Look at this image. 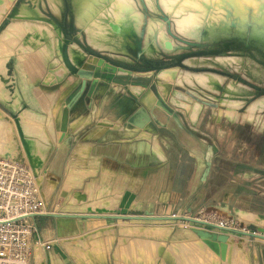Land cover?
Masks as SVG:
<instances>
[{"label":"crops","instance_id":"crops-1","mask_svg":"<svg viewBox=\"0 0 264 264\" xmlns=\"http://www.w3.org/2000/svg\"><path fill=\"white\" fill-rule=\"evenodd\" d=\"M9 2L0 0V6H5H1L3 11L0 13V21ZM15 26L9 22L3 28L1 36L7 35L6 31L10 32ZM56 38L58 40H53L55 47L59 35ZM49 39L53 38L42 39L44 43L41 47H44ZM40 50L43 52L42 48ZM68 57L67 51L65 61L62 63L66 69L73 70L70 73H63L59 63L55 68L52 64L41 66L36 62L37 70L42 67L45 75L49 70L64 75L51 85L70 86L64 104L60 108L55 104L58 109L52 116L57 142L44 163L46 167L44 169L48 171L53 182L52 188H49L47 182H43L42 190L49 209L47 212H50L55 196L58 193L61 196L60 194L66 192L67 197L63 198L65 201L69 199V206L72 208L66 210L67 213L82 212L76 209L79 201L72 202L76 194H82L85 199L80 202L85 203L84 207L87 205L90 208L94 203L95 206L91 209L96 212L116 214L123 193L128 191L134 196L129 210L141 215L170 216L176 212L218 207L219 212L228 216H233V213L236 214V210L240 209L264 217V136L260 131L250 129L245 137L233 133L231 126L227 130L211 127L212 130L209 131L200 125V115L193 123L175 110H173L175 115H171L152 108L153 105L148 106L142 101V94L136 95L130 90V87L138 86L139 81H132L136 77L129 75L126 76L129 83L125 81L115 83L109 81L111 78L105 77L107 80L103 81V77H98L97 85H101L102 82L107 85L114 84L116 88L119 85L122 91L118 94L104 93L102 103L97 105L94 102L95 95L86 91L87 86L93 83L91 67L88 66L90 62L81 59L78 66L79 62L75 64ZM45 62L50 63V60ZM83 79L86 87L80 93L79 88ZM32 87L29 89H33ZM67 95L69 96L66 99ZM101 95L102 93L98 97ZM193 95L210 103L206 97ZM32 100L39 99L35 96ZM64 106H68V118L61 140L59 123ZM48 109L50 110L49 107ZM216 114L217 120L225 115L217 112ZM154 142L157 143L162 156L154 152ZM208 146L212 148V156L204 175L205 153ZM61 188L65 189L59 192ZM105 201H108L106 207ZM39 219H43L40 226L37 225ZM59 219L62 218H35L37 226L35 236L39 241L50 244L49 249H44L50 264H65V252L62 244L58 242L59 239L76 236L77 232L85 230L87 225L84 224L87 220L72 218L67 220L69 232H66L62 229ZM102 220L115 226L117 234L154 242L159 240L167 245L200 241V238L184 240L187 232L177 234L175 226L167 219ZM248 223L255 228H264V224L258 226L253 222ZM123 224H127V229L130 230H125L126 225ZM119 254L117 251L116 256L123 264L124 261ZM197 255L192 254L191 257L187 256V259L193 260ZM131 260L134 262V255L131 256Z\"/></svg>","mask_w":264,"mask_h":264},{"label":"rangeland","instance_id":"rangeland-1","mask_svg":"<svg viewBox=\"0 0 264 264\" xmlns=\"http://www.w3.org/2000/svg\"><path fill=\"white\" fill-rule=\"evenodd\" d=\"M22 1L8 0L9 3L6 8V13L2 15L3 17L4 15L6 17H2L0 21V125L3 127V133H1L0 136V146L1 148L3 147L4 153L7 154H5L7 159L23 161L35 172L46 168L44 165L45 160L50 156L53 151V146L57 142L55 122L52 116L54 112H57L58 109L55 107V104H58L59 108L64 104V98L70 87L67 85H51L49 75L44 74V69L42 67L41 69L37 70L36 62H39L41 66H43V64L50 65V63L45 61L51 60V58H53L55 55L60 58L58 63L60 61L63 62L65 61L64 59L69 48L76 50L78 53H82V61L88 60L90 62V65L88 66L91 67V76L93 78L92 85L87 86L86 91L93 94V96L95 95L94 98L96 100H94V102L97 105L102 103V98H104L105 95L104 93L108 92L112 94H118L122 91L121 86L118 84V88H116L114 84L107 85L103 82L101 85H97L96 82L98 81V77H103L102 80L104 81L107 79H105L103 75L108 74L114 76L109 81H113L115 83H118L119 81H125V83L129 82H127V75H125V73L116 74L108 70L101 69L98 62L92 61L93 58L103 59L104 61L111 63L108 61V59H110L120 63L121 65L128 66L129 69L132 68L139 72L149 70L150 64H147V62H150L154 66L158 67L154 69L152 74H143L132 79V81L135 80L139 81L140 83H146L148 87L152 84H155V73L158 69L176 66L174 58L175 56L179 54L194 53L202 49H219L220 53L216 55L232 54L234 50L239 49L243 53L244 63L246 62L247 57H252L258 63L264 65V51H262L258 45H255L254 40H252L250 37V30L253 22L249 18L245 23H241L238 17H233L232 19L233 24L236 23V26L241 25L242 31L244 32L243 35H239L231 31V33L227 36L220 37L216 40L202 39V35L197 37L195 40H187L175 31L172 21L170 18H168L166 13L162 11L158 0L154 1V6L156 7L155 11H152L148 8L145 0H135L138 9L143 14V23L139 32H129L126 35V46L124 47L125 50H119L105 47H93L87 42V34L84 30V27L80 24L82 21L78 17L75 0H59L58 5L61 6L59 11L52 9L53 6L51 5L50 0H37L36 10H32L33 12L31 11L32 13L28 15H17L9 12L10 10H14L15 7L18 8ZM25 1L29 3V6L33 5L32 0ZM2 11L3 8L0 6V13ZM249 11L250 8H248V12ZM249 14L250 13H248V15ZM152 16L164 21L167 34L176 43H184L186 46H179V48L176 47V49L170 52H163L160 46L155 43L154 54L147 55L143 49V31L146 19ZM9 22L14 23L16 26L10 31L11 33L1 36L3 28ZM58 23L65 24V29L70 31V35L63 34V30ZM70 27H72V30H69ZM42 28L46 31H49V34H51L48 38L52 37L54 40L57 39L56 37L59 35V41L61 42L60 49H58L57 46L55 47V43L53 44V54L51 53L49 55L50 59L47 58L43 63L40 61L43 60L40 56V53L43 54V52H45L43 50L44 47H41L42 43L44 42L38 35L39 30ZM73 35L77 36L79 41L87 43V45L93 49L94 53L89 54L88 52H85L81 46H79V44L71 39V36ZM185 41L197 42L201 45H190ZM224 44H226V46ZM40 48H42L43 52H40ZM256 53L259 55V58L256 57ZM120 55L124 56L125 58H120ZM210 55L213 54H192L190 56H186V58ZM186 58H183V64ZM80 62L77 64L78 66ZM17 64H19L20 67L17 66ZM51 64L55 68L58 67L55 66L57 62ZM186 66L187 67H179L181 69L195 72H213L221 76V80L218 82L216 90L208 89L195 80L190 83H185V88H179L183 93L187 94L191 98H195L193 94L200 93L199 96L206 97L210 101V103L207 104L206 109L200 113L201 119L199 120L201 126L203 125L204 128L208 129L209 131L212 130L211 127L227 130L231 126V131L233 133L236 132L242 137L248 135L247 131L252 129L260 131V134L264 136V107L254 112L255 118L251 121L243 117V113L249 103L255 98L264 95V84L251 80L246 75L244 68L237 71H232L216 67H209L206 65ZM71 71L73 70L70 68V70L66 69L63 73H70ZM49 72L50 70L48 73ZM232 79L237 80L253 89V96L249 97L242 105H239L235 108H232L231 104L229 103L222 102L226 85L230 83ZM29 87H32L33 90L29 89ZM174 88L175 86L172 84L170 91L165 95L164 100L173 110L183 114L184 117L187 118L184 110L169 102V94ZM148 89L153 92L151 86ZM100 93H102V95L99 98L98 95ZM35 96L39 99L38 101L32 100ZM68 96L69 95H67L66 99ZM224 104L226 106H223ZM220 106L225 107L220 113H224L225 115H222L220 119L217 120L216 112L218 113V108H220ZM227 112H230V114ZM227 118H231V120ZM87 121L89 122V119H87ZM26 144L29 146L27 147ZM11 152H13V156L9 155ZM0 158L4 157L0 155ZM46 182L49 184V188L53 187L52 179L46 177L45 183ZM64 189L65 188L59 189V192L60 190ZM60 195L61 196H59L58 193V195L55 196L52 207L50 208V212L55 211L56 213H67L66 210L72 209L69 206V199L67 201L64 200V198L67 197L66 192L65 195ZM76 201L78 200L73 197L72 202ZM45 205L46 211L49 210L47 208L46 202ZM83 205H85L83 202H78L77 204L76 209H80L82 211L79 214H104L103 212H96L88 206L84 207ZM217 209L218 207L205 209L199 208L198 210H193L191 212H176L174 214H177L180 217H190L191 219H203V217H208L210 219L209 216H214L215 220L226 219L225 217H227V215L222 214ZM233 214V216L231 215L233 219L232 224L236 230H229L227 232L226 230L219 229L215 226L207 225L205 227L206 231L209 232L226 234L228 237L230 234L232 235L230 255L225 261H222L221 264H264V239L250 235L249 233L258 234L259 232L257 228H255L254 225H250L248 222H238L236 219V214ZM70 219H59L60 225L61 222H67V220ZM80 220H87V223H84L87 224L85 230H80L81 233L77 232V236H73L74 238L66 237L59 239L58 241L62 244L63 250L65 252V264H91L86 256L80 258L68 251L69 247L81 245L84 247L85 251H89L91 249V241L102 242L106 251H108L106 252L107 259L105 258L104 264H122L121 260L116 256L117 251L120 252L119 256L124 261L123 264H194L191 262L190 258L187 259V256H189L188 254L192 253L190 244H180V246L177 248L179 251L176 252L172 250L173 244L167 245L164 244L163 241L159 240L154 242L152 240L135 236L132 237L130 235L117 234L115 226L111 225L110 222H104L102 219L100 221H91L89 218H81ZM42 221L43 219H39L37 225L40 226ZM168 221L175 226L177 234H183L187 232L184 240L189 241L190 239L200 238L191 231V227L189 226L202 229V224L197 222L193 223L186 218ZM123 225H126L124 227L126 228L125 230H130L127 229V224ZM36 232L33 233V240L36 242L35 247L40 250L44 257L43 264H50V259L47 258L48 256L45 254V250L41 246V241H39L35 236ZM106 238L110 239V241L108 240L109 244L106 242ZM174 239L171 240L174 241ZM202 241L204 245L207 246V249H209L210 252H213L212 254L220 256L218 243L209 240ZM121 243H123L122 247H120ZM207 249H200L203 255L200 253V250L194 249V253H199L202 255V257L200 256L199 258L198 264H208L204 259V254L207 253ZM170 252L175 253L170 255ZM243 253H246L247 255L246 262L241 261V255ZM132 255L135 256L134 262L131 260ZM97 264L99 263L97 262Z\"/></svg>","mask_w":264,"mask_h":264},{"label":"bare ground","instance_id":"bare-ground-1","mask_svg":"<svg viewBox=\"0 0 264 264\" xmlns=\"http://www.w3.org/2000/svg\"><path fill=\"white\" fill-rule=\"evenodd\" d=\"M58 1L59 0H50L51 5L53 6L52 9H54L55 11H59L61 8V6L58 5ZM75 1L77 5L78 17L82 21L80 24L84 27V30L87 34V42L93 47H105L110 49L125 50L124 47L126 46V35L129 32H139L143 23V14L138 9L135 0ZM154 1L155 0H145L148 8L152 11L156 10ZM36 2L37 0H32L33 5L29 6V3L24 0L22 1V3H18L19 7H15L16 9H14L12 13L17 15H28L36 10ZM158 3L162 11L166 13L168 18H170V20L172 21L175 31L187 40H195L201 35L202 39L216 40L220 37L227 36L231 33V31L239 35H243L244 32L242 31L241 25L236 26V23L233 24L232 19L233 17H238L241 23H245L249 18L253 22L250 30V37L252 38V40H254L255 45H258L260 49L264 51V0H158ZM1 6L5 7L4 5ZM248 8H250L249 12ZM248 13L250 14L248 15ZM143 32V49L145 50V53L147 55L154 54L155 43L160 46L163 52H170L176 49V47L179 48V46H186V44L184 43H176L167 34L164 26V21L153 16L146 19ZM9 33L11 32L7 30L6 34ZM38 35L40 36V38L45 39L48 38V36L51 34H49V31L43 29L38 32ZM60 45L61 42L58 41V49H60ZM43 50L45 52H43V54L40 53V56L45 61L47 58H49V55L51 53L53 54V39H49V41L45 43ZM68 56V58L75 64H77L82 59V53H78L72 48H69ZM119 57L125 58L121 55ZM256 57L259 58V55L257 53ZM59 60L60 58L55 55L53 58H51L50 64L56 62L58 63ZM92 61L98 62L101 69L108 70L116 74L123 73L121 69H118L116 66L107 61H104L103 59L93 58ZM184 64L190 66L206 65L209 67H216L232 71H237L244 68L246 75L251 80L264 84V65L258 63L252 57H247L246 62L244 63L243 53L239 49L234 50L232 54L188 57L184 60ZM59 66L63 69V71L66 70V67L63 65L62 61L59 62ZM48 75L50 77L49 80L51 81V83L54 81H59L63 77V74H56L51 70ZM194 80L208 89L216 90V86L218 82H220L221 76L213 72L189 71L186 69H181L176 65L158 69L155 73L154 81L156 89L163 99H165V95L170 91L171 85L173 84L175 86V88L172 89L169 94V102L177 105L179 108L184 110L187 118L193 123L197 121L200 113L204 111V109L207 107V104L209 103L207 101L200 100L196 96L195 98H191L179 89L182 88L181 86H184L185 83H190ZM137 85L138 86L130 87V90L136 95L142 94L141 99L148 106L153 105L152 108L162 110L160 106L156 104L155 94L147 87H143L140 84ZM144 91L145 93H143ZM199 94L200 93H196L197 96H199ZM252 96L253 89L251 87H248L241 82L232 79L231 82L226 85L222 102L229 103L231 104L232 108H235L239 105H242L246 99ZM223 106L226 105L224 104ZM263 107L264 95L255 98L249 103L243 113V117L251 121L255 118L254 112L256 110H260ZM224 108L225 107L220 106V108H218V114H220ZM227 113L230 114V112ZM1 133H3V127L0 125V136ZM26 146L28 147L29 145L26 144ZM153 148L155 153L162 156L161 150L159 149L156 142H154ZM5 154L6 153H4L3 147L1 148L0 146V155L6 158L7 154ZM12 154L13 152H11V154L9 155ZM62 195H65V192H63ZM74 197L79 202L85 199L84 195L82 194H76ZM93 204L92 207L90 206V208H94L95 205ZM107 205L108 201H105L104 207H106ZM43 213L46 212L44 211ZM170 216L171 218H168L167 220H174L172 217L178 215L175 214ZM58 218L70 219L67 217ZM190 219L191 218L187 220ZM236 219L238 222H254L258 224V226H262L264 224L263 216L246 210L237 209ZM61 227L62 229H64V231L69 232L68 221L61 222ZM106 240V242L109 244L110 239L106 238ZM231 240L232 235L230 234L226 243V253L224 258H221L219 255L212 254L213 252H210L209 249H207V246L204 245L201 239L200 241L192 240V243H187L190 244L192 248V253L188 255L191 257L192 254H195L194 251L196 249L200 250L202 248H206L207 253L204 254L206 263L221 264V262L225 261L230 255ZM172 244V250L178 252L179 249L177 248L182 243ZM122 246L123 243L120 244V247ZM33 248L34 264H43V255L41 254L40 250L35 247V244L33 245ZM68 251L80 258L86 256L91 264H97V262L99 264H104L106 252H108L106 251L103 243L100 241H91V249L89 251H85L82 245L69 247ZM172 253L175 252H170L169 254L171 255ZM200 253L203 255L201 250ZM197 254L198 255L195 256L193 260H191V262H193L194 264H198L200 256L202 257L201 254ZM246 260L247 255L246 253H243L241 255V261L246 262Z\"/></svg>","mask_w":264,"mask_h":264},{"label":"built area","instance_id":"built-area-1","mask_svg":"<svg viewBox=\"0 0 264 264\" xmlns=\"http://www.w3.org/2000/svg\"><path fill=\"white\" fill-rule=\"evenodd\" d=\"M46 177H50L46 169L35 172L23 161L0 158V264H34L33 233L37 229L32 215L46 211L42 190ZM225 218L194 220L201 222L203 230L207 225L227 232L236 230L232 217ZM41 246L45 250L50 248L49 243L41 242Z\"/></svg>","mask_w":264,"mask_h":264},{"label":"water","instance_id":"water-1","mask_svg":"<svg viewBox=\"0 0 264 264\" xmlns=\"http://www.w3.org/2000/svg\"><path fill=\"white\" fill-rule=\"evenodd\" d=\"M62 30L63 34L70 35V31H67L65 29V24L58 23ZM69 30H72V27L69 28ZM71 39L75 41L81 48L85 51L88 52L89 54H93L94 51L92 48H90L87 43L79 41V38L75 35L71 36ZM187 44L190 45H195V46H200L201 44L197 42H190V41H185ZM226 46V44H224ZM220 50L219 49H207V50H198L194 53H187V54H179L175 56V64L181 67H187L185 64L182 63L183 58H186V56H190L192 54L196 55H209V54H219ZM108 59V58H107ZM108 61L111 62L112 65L116 66L118 69H121L123 73L126 75L132 76V77H139L141 75H150L153 73L155 68H158L157 66L150 65V69L144 72H139L134 69H129L125 65H121L118 62H115L113 60L108 59ZM105 78L112 79V75H103ZM142 85L143 87H147L146 84L143 83H137ZM85 88V80L83 79L81 81V85L79 88V92L81 93L83 89ZM151 89L153 90L155 96H156V104L160 106V108L165 111L168 114H174L173 109L165 102V100L161 97L159 92L156 89L155 84L151 85ZM67 118H68V106H64L61 111V120L59 123V129L61 131L59 139L62 140L64 137V131L66 130L67 127ZM211 156H212V148L211 146L207 147V151L205 153V170H204V175L207 173V169L210 165L211 161ZM134 199L133 194H131L128 191H125L120 199V202L118 204V212L116 214H69V213H51V212H46V213H38V214H33L32 217H53V218H58V217H67V218H100V219H122V220H128V219H156V220H164L171 218V216H148V215H141L138 213H133L129 210V206L131 201ZM173 219H176L172 217ZM193 222L201 223L200 221L191 219ZM258 234L256 233H249L250 235H254L256 237L264 239V228H257ZM191 231L194 232L198 237H200L202 240H209L218 243L219 245V251H220V257L224 258L225 253H226V243L228 240V236L226 234H217L214 232H209L203 229L199 228H191Z\"/></svg>","mask_w":264,"mask_h":264},{"label":"trees","instance_id":"trees-1","mask_svg":"<svg viewBox=\"0 0 264 264\" xmlns=\"http://www.w3.org/2000/svg\"><path fill=\"white\" fill-rule=\"evenodd\" d=\"M147 64H151L150 62H147Z\"/></svg>","mask_w":264,"mask_h":264},{"label":"flooded vegetation","instance_id":"flooded-vegetation-1","mask_svg":"<svg viewBox=\"0 0 264 264\" xmlns=\"http://www.w3.org/2000/svg\"><path fill=\"white\" fill-rule=\"evenodd\" d=\"M150 65H153V64H150ZM140 83V82H139Z\"/></svg>","mask_w":264,"mask_h":264}]
</instances>
